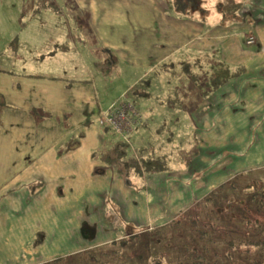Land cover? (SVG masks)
Here are the masks:
<instances>
[{
    "label": "crops",
    "instance_id": "crops-1",
    "mask_svg": "<svg viewBox=\"0 0 264 264\" xmlns=\"http://www.w3.org/2000/svg\"><path fill=\"white\" fill-rule=\"evenodd\" d=\"M73 1L70 10L76 7L84 14L83 20L78 18L83 22L78 37L60 30L65 27L60 15L57 36L30 50L37 66L14 69L16 74L9 72L12 69L0 72V93L7 104L0 108V251L6 245L10 251L2 264H39L49 259L50 254H39L38 259L33 256L35 235L44 233L43 248L61 250L63 235L67 237L66 231L71 230L65 225L70 222L67 219L77 220V226L85 220L97 234L95 216L91 215L98 210L99 216L103 214L101 194L118 205L133 204L127 215L133 213L129 222L135 226L141 221L165 224L189 207L186 198L191 196V177L219 163L224 150L230 152L222 150L221 141L211 144L212 139L207 150L191 158L189 154L172 159L173 147L166 149L157 145L159 141L146 138L152 118L151 111L142 109L144 119L132 141L143 156L169 155L168 171L132 176L133 182L144 186L134 191L125 187L117 169L104 163L103 156H93L102 140L93 125L104 128L97 122L98 114L132 90L141 99L139 103L133 99L135 105L147 106L151 94L133 87L170 57L214 53V58L231 66L245 67L243 75L198 103L195 139L200 145H206L210 136L234 140L236 144H229L231 152L239 154V162L248 164L239 167L240 171L264 165V148L255 139L258 126H262L259 132L264 137V0H223L222 6L218 5L222 0H213L217 3L214 8L196 13V17L175 13L172 0ZM249 37L254 42L247 43ZM75 42L86 49L75 47ZM63 43L68 44L65 50H61ZM62 58L70 64H61ZM108 75H114L113 79L126 76L127 80L115 94L105 96L97 81ZM152 86L151 80L148 88ZM162 88V102L182 107L178 97L168 102L172 101L171 85ZM163 122L155 120L156 132L165 126ZM71 139L77 140L66 147ZM219 174L211 176V182H221ZM32 183H39L34 193L27 187ZM125 210L123 206V218Z\"/></svg>",
    "mask_w": 264,
    "mask_h": 264
},
{
    "label": "rangeland",
    "instance_id": "rangeland-1",
    "mask_svg": "<svg viewBox=\"0 0 264 264\" xmlns=\"http://www.w3.org/2000/svg\"><path fill=\"white\" fill-rule=\"evenodd\" d=\"M40 1L50 3L52 5L50 7H43V6L38 7ZM73 3H74L73 0H0V69L9 70L14 68L16 71H19L25 67L37 66L38 64L33 60L32 53L30 52V50L38 44H40V46H43L45 42H49L51 41L52 38H54V36H57L56 33L58 34L59 32L58 29H56L55 27L58 25L60 15H62V24L65 25V27H61L60 30L62 32L67 31L69 34H71V37H75V38L78 37L80 31V27L78 26L83 25V22H80L78 18L80 17V20H83L84 14L79 12V10L76 7L73 10H70V4L74 5ZM54 4H56L59 7L61 13H58L56 11L57 8L56 6L54 7ZM216 4L217 3L214 4L213 0H200V6H202L205 10L213 9L214 5ZM66 6L68 8H65L64 10V7ZM35 9H37V11H35ZM196 13H202V12L201 10H199ZM69 28L73 30L69 32ZM15 37H17V43H16V49L13 51L11 47L7 46V44L13 38L14 40H16ZM74 46L78 47L80 50L86 49V47L82 48L81 44L77 42L74 43ZM91 46L92 43L89 44V47ZM200 60L205 63V60L207 59L201 57ZM210 60L212 59L210 58ZM72 61H74V59H72L71 62ZM189 62L191 63V60ZM61 64L69 65L70 60L66 58H62ZM168 75L169 74L166 72L157 74L153 76L151 79L153 86L150 89L139 88L140 92L147 91L148 93H150L152 100L147 102L148 104L147 106L145 105L141 106L140 104H137L136 106L135 103H133L135 105V106L133 105L135 112L130 108L123 107L121 110L126 113L128 112V115L130 116L132 121L130 123L132 126L124 125L125 128L123 130L118 131V133H113V135L116 134L115 136L119 140L126 143V145L131 148L132 150L131 152L135 156L136 160H139V157L143 156V152H139L140 148L134 145L133 135L137 132L139 125L144 119L141 114L142 109H144L145 113H149L151 111L150 117L152 118L149 122V127L147 129L149 136H147L146 138L148 139L152 138L153 141L155 140V142L159 141L157 145H164L166 149L168 148L172 149L173 147L174 154H171L172 159H176L177 155H181V156L184 155L185 157L186 155L190 154V158H191L193 154L196 152L203 153L210 146L209 142L212 139L215 140L211 144H216L221 141L220 144L222 150L224 149L230 150V152L224 150L223 158L221 159V161L210 168H205L206 171L200 177H197V175L195 174L191 177V184H190L191 196L189 195V197L186 198L189 199L190 205L186 210H184L181 214L178 215L181 216L182 214H186L188 212V209L192 208L193 204L199 202L201 198L208 195L213 189H215L220 184L230 179L229 178L226 180L225 179L226 176L233 177L235 174L241 172L239 170V167H245L248 164L239 162L240 161V158L238 157L239 154L238 156H235V154L231 152L232 151L231 147H229L231 145L229 144H236L234 140L228 141L227 139L224 138L205 136L206 145L198 144V141L195 139V134L198 131L196 130L197 122L195 119L196 116L194 115L195 114L194 112L196 110V107L198 106V103L200 101H203L204 103L206 100L198 90L194 89L192 80L186 75H185L186 77L183 79H179L176 77H168ZM95 77L96 79L98 77L96 73H95ZM113 77L115 76L114 75H110V76L108 75L107 77L100 76V80H102V82L99 83L97 81V86H99L101 93L105 94V96L115 94L116 91H118L119 86L124 81L127 80L126 76H121L118 79H113ZM170 78L172 79L170 80ZM105 81L107 82L103 84V82ZM163 84H166L168 86L171 85V89L169 91V97L172 99V101H168V102L172 103L173 99L178 97V99H181L182 107L175 108L174 106L172 108V106L170 107V105L166 104V102L161 101L164 99V96H162L164 91H161V89H163L162 88ZM128 95L131 96L132 97L131 99L132 100L134 99L137 103L141 102V99L135 96V90L130 91ZM120 102L119 104L127 103L125 94H122ZM117 103L118 102H116L115 104H111L110 108H113L115 105H119ZM0 108H4V107L0 106ZM112 115L114 116L113 118L116 117L114 119L116 123L119 120L118 114L112 113ZM156 119L164 120L163 124H165V126L158 128L160 132L158 131L156 132V127L154 126V122ZM97 122L100 125H102L104 128L110 129L112 127V126L110 127V120L106 118L102 119V116L100 118V113L97 116ZM249 124L251 125V123ZM93 126L96 131L101 132V136H102V140L98 142L97 147L94 149L95 150L94 153L97 156L101 154L106 155L108 153H111L113 145L116 141L114 136L110 133L112 130L109 132L108 130L102 128L101 126H97V125H93ZM261 128L262 126H258L257 131L255 130L257 134V138L255 137V139H258L257 141L258 144L262 145L264 148V139H263L264 137L259 132ZM255 139L253 141V147L254 144L257 143ZM224 140H227L228 142L226 143L224 142ZM235 149L239 151L237 147ZM91 157L93 158L92 155ZM173 162L176 163V161ZM181 164L182 162L178 163L176 166H180ZM260 167H264V165ZM217 172L220 173L219 180L221 182H211L213 180V177L215 178ZM259 182H264V180L260 179ZM123 183L126 185L125 187L129 189L132 188L134 191L140 190L144 187L143 182H141L142 187L140 189H136L132 187V185L135 183L140 185L138 182L132 181L130 182V184H128L127 182H123ZM194 189L198 190L199 192L197 191L194 193ZM101 196L105 197V194H101ZM110 199L113 200L112 198ZM113 202L116 204L115 210L117 209L119 210V215L122 218L119 217L117 212H114L115 216L111 217L110 219H105L101 215L99 216L98 213L92 214L91 216H95L94 219L96 220V230H97V234L92 241H88L80 235L81 225L77 226V220L73 221L71 219L70 220L67 219V221L70 222L65 225L69 226L71 230H73V232H71V230H67L66 231L68 232L67 237L63 235L62 244H61L63 249L57 250L52 246H47L43 248V246H40L41 243L38 246H33V242H34L33 241L32 248L35 251L33 256H36V258L38 259L39 254L40 256L42 253L46 255L50 254L51 255L50 258L45 260L48 261L58 256L77 254L80 251L85 250L86 248L87 249L107 248L110 246V242L112 240V235L111 232H109V229L115 226H118V231L115 233V235H120L119 237L121 239H131L132 236L135 234H139L141 236V238H136L135 240L132 239V241H128L124 247H120V246L117 247L116 251L121 256V259L123 260L124 264H141L139 258L145 249H147L145 250V254L146 257L148 258L154 255V251L156 253H160L161 251H165V250L174 251L180 247V243L183 240V234L185 233L186 230L185 228V222L187 220L186 216L183 217L182 222L178 225H175L174 228L168 227L165 229L164 235L166 237L163 240H160L158 238L157 241H155L154 239L151 240L150 238L146 237L148 232L152 231L149 229L155 227V225H151L152 222L141 221L139 226H134L135 225L134 223L129 222V220L132 219L133 213L127 215V211L130 208H132L131 205L133 204L126 203L123 205L121 204L118 205L116 201L113 200ZM123 206H125L126 209L125 215L127 216L125 218H123V213L121 211L123 209ZM118 218H120L125 223H120ZM175 218H173L172 220H174ZM172 220L159 226L171 224ZM136 221L139 222L138 220ZM63 224H64V220L62 221V225ZM66 226L63 227V229H66ZM133 250H138L141 253V255L133 256L131 254ZM9 252L10 251L8 249V245H6L4 249L0 251V264H2L3 261H7L5 258L6 255L9 254ZM136 255H138V252L136 253ZM45 261H41V263Z\"/></svg>",
    "mask_w": 264,
    "mask_h": 264
},
{
    "label": "trees",
    "instance_id": "trees-1",
    "mask_svg": "<svg viewBox=\"0 0 264 264\" xmlns=\"http://www.w3.org/2000/svg\"><path fill=\"white\" fill-rule=\"evenodd\" d=\"M229 1L231 0H225V2ZM223 2L222 0L218 5L220 6ZM172 3L175 13L189 17H193V15L196 17V12L201 10L203 13L205 10L200 6V0H172ZM40 6L50 7L51 4L40 1L38 7ZM15 39L13 38L7 44L13 51L16 49L17 37ZM67 46V43H63L61 50H65ZM215 55L214 53H195L188 57H170L159 63L133 88H148L153 76L166 72L169 74L168 77L179 79L189 77L193 82L194 89L198 90L207 101L216 90L245 73L244 66H231L223 60L214 58ZM201 57L207 59L205 63L200 60ZM2 71L7 70L0 69V72ZM9 72L16 74L14 68ZM124 94L127 102L134 105L127 92ZM121 97L122 95L111 104L116 102L119 104ZM0 106H7L2 93H0ZM32 113L35 114L34 111ZM43 117L40 116L39 118ZM76 140H69L66 147ZM131 151L126 143L118 139L115 141L111 153L101 154L103 156L102 161L114 166L128 184L132 182V176H143L169 170V156H140L139 160H136ZM94 154L93 156H95ZM205 171L206 169L195 175L200 177ZM260 179L264 180V167L241 171L213 189L199 202L193 204L186 214L177 216L171 224L149 229L152 231L148 232L147 238L155 241L158 238L163 240L166 237L164 235L165 229L168 227L174 228L186 216V230L178 249L174 251L165 250L160 253L154 251V255L148 258L145 254L147 249L144 250L142 255L138 250H133L131 254L133 256L141 255L139 258L141 264H264V182H259ZM38 186L39 183L27 185L31 193H34ZM132 187L140 189L142 186L135 183ZM115 208L116 204L113 200L105 196L101 216L110 219L115 216L114 212L119 215V210H115ZM98 213L101 214L100 210H98ZM120 218H118L119 222L125 223ZM117 231L118 226L109 229L112 240L107 248H86L77 254L58 256L40 264H124L121 256L116 251L117 247H124L128 241L141 238V236L135 234L131 239H121L120 235H115ZM80 235L86 240L92 241L96 236V232L92 226L82 220ZM43 237L44 233L39 231L35 235L33 246H38ZM137 252L138 255H136Z\"/></svg>",
    "mask_w": 264,
    "mask_h": 264
},
{
    "label": "built area",
    "instance_id": "built-area-1",
    "mask_svg": "<svg viewBox=\"0 0 264 264\" xmlns=\"http://www.w3.org/2000/svg\"><path fill=\"white\" fill-rule=\"evenodd\" d=\"M254 40L252 37H250L248 40H247V43H252ZM130 108L131 110H135L132 103L131 102H127L125 104H119V105H115L113 108H107L106 110L102 111L100 113V118L102 116V119L106 118L108 120H110V129L114 132V133H118V131H121L124 129V125L125 124H128V123H131V118L130 116L128 115V112H123L121 109L122 108ZM135 112V111H134ZM112 113H117L118 114V118L119 120L115 123V118H113L114 116L112 115ZM114 120V121H113ZM126 121V122H125ZM109 124V123H108Z\"/></svg>",
    "mask_w": 264,
    "mask_h": 264
},
{
    "label": "bare ground",
    "instance_id": "bare-ground-1",
    "mask_svg": "<svg viewBox=\"0 0 264 264\" xmlns=\"http://www.w3.org/2000/svg\"><path fill=\"white\" fill-rule=\"evenodd\" d=\"M52 5V4H51ZM126 122V121H125ZM125 125H130V126H132L130 123H128V124H125ZM125 128V127H124Z\"/></svg>",
    "mask_w": 264,
    "mask_h": 264
}]
</instances>
